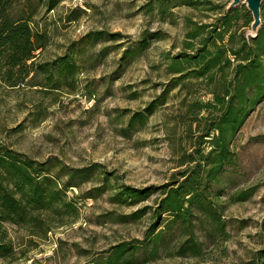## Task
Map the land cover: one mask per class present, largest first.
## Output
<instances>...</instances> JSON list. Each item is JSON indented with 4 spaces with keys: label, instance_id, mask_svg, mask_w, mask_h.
Returning <instances> with one entry per match:
<instances>
[{
    "label": "rangeland",
    "instance_id": "374dc122",
    "mask_svg": "<svg viewBox=\"0 0 264 264\" xmlns=\"http://www.w3.org/2000/svg\"><path fill=\"white\" fill-rule=\"evenodd\" d=\"M229 1L61 0L49 9V0H7L10 16L30 19L46 42L35 58L38 68L23 84L12 87L0 78V146L48 162L50 175L60 183L68 181L65 173L71 169L97 166L83 178L77 174L78 186L63 196L75 213L65 208L61 214L41 213L39 226L30 216L19 224L0 222V239L12 246L0 264H105L119 248L129 249L120 262L137 264L261 263L264 100L232 142L236 162L209 189V212H200L192 229L166 221L159 228L158 251L149 239L153 208L138 220L126 217L155 207L160 195L131 206L110 199L122 186L172 183L190 167H179L201 129L190 107L198 99L209 101L211 94L207 83L173 87L168 55L182 50L187 17L212 21L224 12L219 5ZM239 13V33L251 36L253 17L243 1ZM156 31L161 38L142 50L144 34ZM64 60L76 65L73 72L65 71ZM166 89L167 103L146 124L130 128L132 113ZM242 191L252 194L236 200Z\"/></svg>",
    "mask_w": 264,
    "mask_h": 264
},
{
    "label": "trees",
    "instance_id": "16d2710c",
    "mask_svg": "<svg viewBox=\"0 0 264 264\" xmlns=\"http://www.w3.org/2000/svg\"><path fill=\"white\" fill-rule=\"evenodd\" d=\"M60 2L49 0V9H54ZM229 3L219 5L224 12L212 21H194L187 17L182 50L168 55L167 70L172 76L173 87L187 81L207 83L206 92L211 94L209 101L198 99L190 107V112L196 116L194 123L201 128L179 165L190 167L179 171L177 174L181 179L172 183L143 188L126 185L110 198L114 203L131 206L147 201L154 194L160 195L155 207L144 206L126 217L138 220L153 208L155 222L149 239L153 240L156 251L163 234V229L159 228L166 221L192 229L195 221L200 219V212H209L212 207L208 200L209 189L219 181L225 168L236 162L232 142L248 116L264 100V31L260 27L256 37L239 33V6L228 8ZM9 6L7 0H0V78L14 87L23 84L38 68L35 58L45 46L46 34L35 30L30 19L11 17ZM252 21L253 18L248 22ZM237 36L239 42H235ZM160 38L158 31L147 32L139 43L141 49H147L151 41ZM129 50L126 49L125 56ZM62 64L68 73L76 66L67 60ZM15 74L19 77L15 78ZM169 90H164L144 110L133 112L129 127L136 123L146 124L149 116L167 103ZM194 123L188 126L189 131L193 130ZM96 166L71 169L65 173L69 176L68 181L60 183L50 175L53 166L48 162L38 163L0 146V222L19 224L27 222L30 216L33 225L39 226V222L44 221L41 213L61 214L63 208L67 214L75 213L63 196L68 188L78 186L79 183L74 181L77 174L83 178ZM251 192L236 193V200H247ZM48 230L51 229H44V232ZM0 240V257L6 258L10 256L12 246ZM192 241L197 246V242ZM128 250L119 248L105 264H137L126 259L120 262ZM194 255H197L196 251ZM260 264H264V250Z\"/></svg>",
    "mask_w": 264,
    "mask_h": 264
},
{
    "label": "water",
    "instance_id": "95a60500",
    "mask_svg": "<svg viewBox=\"0 0 264 264\" xmlns=\"http://www.w3.org/2000/svg\"><path fill=\"white\" fill-rule=\"evenodd\" d=\"M242 1L247 5V8L252 14L251 36L256 37L261 27V8L264 0H230L228 8L237 7Z\"/></svg>",
    "mask_w": 264,
    "mask_h": 264
}]
</instances>
